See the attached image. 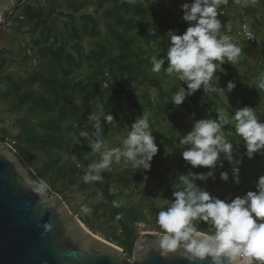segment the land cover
Wrapping results in <instances>:
<instances>
[{
    "label": "rangeland",
    "instance_id": "1",
    "mask_svg": "<svg viewBox=\"0 0 264 264\" xmlns=\"http://www.w3.org/2000/svg\"><path fill=\"white\" fill-rule=\"evenodd\" d=\"M149 1L151 3V0ZM116 2L119 4L121 0ZM177 2L175 4L174 0H158L157 3H151L152 8L161 16L160 18L164 17L166 23L171 25L169 30H175V32L180 31V26L185 22L180 5L190 0H178ZM25 3L41 9L43 24L33 31L31 26L35 25L36 21H27L21 15ZM25 3L6 14L4 23L0 24V92L4 91L5 85L10 80L17 79L25 72L39 73L40 78L45 77L46 73L38 63L36 51L39 47L56 45L59 42L60 26L63 21L66 22L65 31L67 32L70 31L72 25L79 28V16L90 15L95 22V28L102 32L110 23L102 18L100 12H95L96 4L100 3L98 0H26ZM141 3L144 2L141 1ZM114 4L113 0H105L103 9L113 10ZM53 9L64 12L65 15L60 16L58 13L51 15L49 12ZM219 11L221 13L218 14V18L221 20L222 32L230 36L232 42L240 46L242 51L235 65L228 62L223 64L227 74L217 72L214 75L212 83L216 88L215 92L205 95L201 88L194 93L199 94L202 101L211 100V103L202 111L201 101L189 107L183 103L179 106L174 105L170 99L181 87L180 80L175 75H167L163 68L160 73H153L149 54L143 57V62L138 64L136 69L126 72L129 88L133 90V98L111 102L107 112L114 117L111 124L105 121L99 100L89 99L85 88L87 82L92 81L91 79L86 80V76L93 71L90 63L84 58L82 66L70 75L72 82L77 84V88L89 99L92 109L90 113L102 116L101 139L108 148H122V141L127 137L131 124L143 115H148L150 130L155 137L158 152L151 161L153 168L142 173L138 182L127 188L111 189L109 192L104 190L102 185L107 178L117 179L124 169L131 167V163L122 158L119 163L113 162L108 170L102 172L104 177L102 181L87 183L84 189H77L83 181L89 164L97 162L99 156L91 154L86 138L78 137L79 133L74 127L75 117L63 123V140H49L43 143L39 140L33 141L31 150L24 158L31 174L42 169L47 154L55 155L60 164L70 162L76 165L78 173L75 176V182L67 189L60 179L52 180L49 184L43 183L48 185L50 195L57 194L60 189H65L64 202L71 213L100 238L106 241H111L118 236L123 238L122 234L126 227L135 228L138 233L142 231L159 232V227L154 222L150 209L161 210L162 207H167L171 203L172 198H162L157 194V189L175 190L181 186L177 180L180 174L214 171L215 179L210 177L204 188L210 193L220 194L225 200H229L231 196H243L248 191H255L256 182L260 176L264 175V155L255 154L253 158H248L244 142L235 135L232 125H229L225 131L231 133L228 139L233 141L234 159L242 158L239 164L240 182L238 184L233 182L232 165L227 160L223 161V167L218 166L215 169L193 168L182 156V152L188 146L179 147V139L192 130L196 120L211 118V114H218V111H224L231 117L235 110L244 106L264 108V94L258 88V76L264 73V0H257L255 4L249 3L247 7L236 3L235 0H228L226 5H221ZM54 17L56 20L53 19ZM72 17H75V22L71 21ZM124 19L131 20L132 18L125 16ZM133 20L135 24L139 23L137 18ZM156 22V17L148 16L147 25L150 28L162 27ZM185 27H188L187 22ZM139 32L140 28L132 31V34L136 36V42L131 45L132 49L150 53L151 57L159 56L158 47L154 44L146 45L143 36H139ZM247 32L253 34L254 38H247ZM76 40L80 45L81 53L88 56L92 49L91 39L82 36ZM167 63L165 60L164 68L167 67ZM105 76L103 77L106 78ZM229 80L234 81L236 87L231 92H226L225 95L221 89H226ZM185 89L187 90V87ZM188 97L187 102H189ZM129 103L131 104L130 109L127 106ZM168 105H172V109L169 110ZM5 110V102H0V119L5 120L3 123L0 121V136L14 138L19 134L24 121L19 117H9ZM84 131H94L89 121ZM19 160L24 167L21 159ZM166 169L171 172L168 173ZM222 171L229 174L227 182L220 179ZM145 175L148 177L147 180L144 179ZM60 197L62 199V196ZM114 200L122 201L121 207H113ZM84 209H89V211H84ZM118 215L120 219H117Z\"/></svg>",
    "mask_w": 264,
    "mask_h": 264
},
{
    "label": "clouds",
    "instance_id": "2",
    "mask_svg": "<svg viewBox=\"0 0 264 264\" xmlns=\"http://www.w3.org/2000/svg\"><path fill=\"white\" fill-rule=\"evenodd\" d=\"M128 2L135 4L137 0ZM157 2L151 0V3ZM235 2L247 7L257 0ZM227 3L228 0H190L182 3V18L188 27L183 34L169 30L166 34V55L151 57L153 73H160L163 68L167 75H175L187 85V90L181 86L172 95L170 100L174 105H181L187 96L201 88L205 95L215 92L212 83L214 75L217 72L227 74L223 67L225 62L232 65L237 63L242 49L222 32L218 18L221 5ZM165 60L168 62L166 68L163 67ZM258 82L259 88L264 89V73L259 74ZM235 87V82L229 80L226 89H220L226 95ZM258 113L264 115V108L244 106L235 110L231 117L224 111H218L217 119L196 120L192 130L179 139V147L188 146L182 152L183 159L193 168L208 169L223 167V161L227 160L232 165L233 182L238 184L242 158L234 159L233 141L228 139L231 133L226 132L225 128L229 125L234 127L235 135L244 142L248 158H253L255 154L264 155V121H261ZM101 117L90 113L88 121L94 131H81L78 136L86 138L92 155L99 156L97 162L89 164L83 182L102 181V172L122 158L130 162L133 169L150 170L158 146L150 130L148 115L131 124L127 137L122 141V148L111 149L101 139ZM103 117L109 124L114 120L111 114L105 113ZM210 177L215 179L212 170L178 176L182 187L176 188L174 200L157 214L156 223L162 231L156 233L157 241L153 247L163 258L178 256L189 264H203L205 261L209 264H264V175L256 182L255 191L237 195L230 201L220 199L198 186V180L207 181ZM147 178L145 175L144 179ZM220 179L227 182L228 172L222 171ZM35 190L42 200L47 201V184L41 183ZM122 203L114 200L112 206L119 208ZM117 219H120L119 215ZM202 222L206 223L208 231L198 227ZM51 227V224L45 225L46 229L50 230ZM139 258L143 259L144 253Z\"/></svg>",
    "mask_w": 264,
    "mask_h": 264
},
{
    "label": "trees",
    "instance_id": "3",
    "mask_svg": "<svg viewBox=\"0 0 264 264\" xmlns=\"http://www.w3.org/2000/svg\"><path fill=\"white\" fill-rule=\"evenodd\" d=\"M98 1L100 3L96 4L95 12H100L102 18L110 22L106 25L104 32L95 28V22L90 15L79 16V28L72 25L69 32L65 31L66 22L63 21L60 26L59 42L56 45L50 44L39 47L36 51L38 63L46 73L45 77L40 78L39 73L25 72L17 79H9L10 82L5 85L4 91L0 92V102H5L7 115L12 118L19 117L24 121L21 128L22 131L20 130L17 136L14 138L0 136V142L8 143L15 150L29 175L40 183L49 184L52 180L60 179L62 185L67 189L74 184L78 169L75 164L70 162L60 164L55 155L47 154L42 169L37 170L35 172L37 174H31L28 171V163L24 161V158L31 150L33 141L39 140L43 143L49 140H63L62 125L72 117H75L74 127L76 132L80 134L81 131L86 129L88 116L92 110L89 99L96 98L99 100L103 114H107L112 101L120 99L131 100L133 98V90L129 88L126 72L130 69H136L138 64L143 62V57L146 54H149V58H151V55L142 50L135 51L132 49L131 45L136 42V36L132 34V31L140 28L139 36H143L144 43L146 45L154 44L159 49V55H166V46L168 44L166 34L171 25L166 23L167 21L164 17L160 18L161 16L152 8L149 0H137L135 4L129 3L128 0H121L117 4V0H113L115 2L113 10L103 9L105 0ZM141 1L144 3H141ZM177 1L174 0V3L177 4ZM25 2L26 0L17 2L15 8ZM49 13L51 15L53 13H58L60 16L65 15L64 12H59L55 9L50 10ZM21 15L27 21H36V24L31 26L32 31L43 24L41 9L34 8L31 4L25 3ZM149 15L156 17V23H160L162 27L159 29L150 28L147 25ZM125 16L132 19L125 20ZM134 18H137L139 23L135 24ZM53 19L56 20L55 17ZM71 21L75 22V17H72ZM185 25L186 22H183L182 26H180V31L176 32V34H183L186 29ZM82 36L89 37L92 41V49L88 56H84L81 53L80 45L76 40ZM84 58L93 67V71L86 76V80H92L87 82L85 87L89 94V99L70 78L73 71L82 66ZM104 75H106V78L103 77ZM180 86L187 87L182 81H180ZM259 90L264 94V89L259 88ZM188 100L189 102L186 100L183 102L186 107L201 101V111L211 103V100L202 101L199 94L190 95ZM127 106L129 109L131 108L130 103ZM167 107L169 110L172 109V105ZM218 115L211 114L210 117L217 119ZM258 115H260L261 121H264V115L259 113ZM0 121L2 123L5 122L4 119H0ZM228 128L226 126L225 129ZM151 168H153V165H151ZM166 171L168 173L171 172L169 169H166ZM144 172L142 169L128 167L121 172L120 177L117 179L107 178L102 187L106 192L111 189L127 188L131 184L138 182ZM207 183V181H197L200 187H205ZM86 184L83 181L80 182L77 189H84ZM181 187L182 185L177 188ZM65 189H60L57 192L59 196H62L63 200H65L63 196ZM175 190L164 191L157 189V194L164 199L172 198L174 200L173 192ZM211 194L220 199H225L216 192ZM235 197L231 196L229 201ZM150 210L156 223V217L160 210L155 208ZM198 227L203 231H208V227L204 222ZM126 228L122 234L123 238L118 236L109 242H114L113 244L120 247L129 256L138 232L135 228ZM159 230V232L162 231L160 228Z\"/></svg>",
    "mask_w": 264,
    "mask_h": 264
},
{
    "label": "water",
    "instance_id": "4",
    "mask_svg": "<svg viewBox=\"0 0 264 264\" xmlns=\"http://www.w3.org/2000/svg\"><path fill=\"white\" fill-rule=\"evenodd\" d=\"M20 1L0 0V24ZM40 184L15 150L0 142V264H189L161 257L153 247L156 231L139 232L127 256L87 229L58 194L42 200L35 190Z\"/></svg>",
    "mask_w": 264,
    "mask_h": 264
},
{
    "label": "built area",
    "instance_id": "5",
    "mask_svg": "<svg viewBox=\"0 0 264 264\" xmlns=\"http://www.w3.org/2000/svg\"><path fill=\"white\" fill-rule=\"evenodd\" d=\"M3 23H4V22H3ZM3 23H2V24H3ZM246 36H247V38H250V39H253V38H254L253 34H250L249 32H247V35H246Z\"/></svg>",
    "mask_w": 264,
    "mask_h": 264
}]
</instances>
